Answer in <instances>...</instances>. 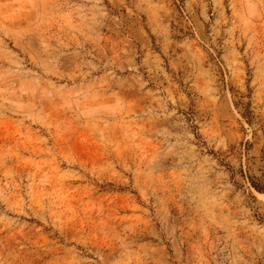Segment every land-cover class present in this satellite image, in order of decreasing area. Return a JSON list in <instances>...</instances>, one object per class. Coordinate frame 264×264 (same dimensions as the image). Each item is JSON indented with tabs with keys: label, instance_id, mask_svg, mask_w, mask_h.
<instances>
[{
	"label": "rangeland",
	"instance_id": "374dc122",
	"mask_svg": "<svg viewBox=\"0 0 264 264\" xmlns=\"http://www.w3.org/2000/svg\"><path fill=\"white\" fill-rule=\"evenodd\" d=\"M264 0H0V264H264Z\"/></svg>",
	"mask_w": 264,
	"mask_h": 264
},
{
	"label": "trees",
	"instance_id": "16d2710c",
	"mask_svg": "<svg viewBox=\"0 0 264 264\" xmlns=\"http://www.w3.org/2000/svg\"><path fill=\"white\" fill-rule=\"evenodd\" d=\"M250 186H251L252 189H254L257 193L264 194V187H260V186L256 185V184L253 183L251 180H250Z\"/></svg>",
	"mask_w": 264,
	"mask_h": 264
},
{
	"label": "bare ground",
	"instance_id": "6f19581e",
	"mask_svg": "<svg viewBox=\"0 0 264 264\" xmlns=\"http://www.w3.org/2000/svg\"><path fill=\"white\" fill-rule=\"evenodd\" d=\"M264 200V195H259Z\"/></svg>",
	"mask_w": 264,
	"mask_h": 264
}]
</instances>
